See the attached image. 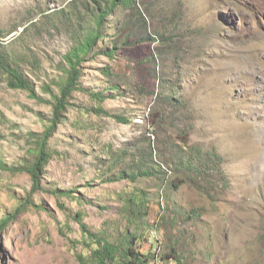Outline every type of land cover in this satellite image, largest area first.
<instances>
[{
    "label": "rangeland",
    "instance_id": "374dc122",
    "mask_svg": "<svg viewBox=\"0 0 264 264\" xmlns=\"http://www.w3.org/2000/svg\"><path fill=\"white\" fill-rule=\"evenodd\" d=\"M139 1L151 9L148 30L164 37L127 45L111 61L98 42L83 64L86 89L73 93L47 140L53 153L37 189L28 172L0 168V217L27 203L0 231V264H82L93 238L77 213L98 234L116 224L142 230L160 218L163 251L171 255L173 248L177 264H264V0ZM92 7L93 0H0V62L17 66L38 96L10 87L0 64V159L7 166L32 159L52 118L64 54L76 43L79 23L90 22ZM105 64H112L111 78L125 79L121 94L108 91ZM100 91L108 98L91 96ZM172 96L185 106H174ZM152 111L164 117L154 131ZM184 130L190 144L223 156L227 180L207 188L212 197L189 180L173 189L174 173L108 180L133 151L150 145L158 161L159 151L173 155L164 137L180 145ZM113 155L122 160L113 162ZM133 188L147 193L149 215L130 220L122 198ZM191 209L193 218L186 219Z\"/></svg>",
    "mask_w": 264,
    "mask_h": 264
},
{
    "label": "trees",
    "instance_id": "16d2710c",
    "mask_svg": "<svg viewBox=\"0 0 264 264\" xmlns=\"http://www.w3.org/2000/svg\"><path fill=\"white\" fill-rule=\"evenodd\" d=\"M129 12L130 19L126 20L120 15L125 12ZM151 9H143L139 0H93V7L90 12V22H80L79 32L76 43L71 49L64 54V75L61 78L59 87V93H52V118L49 119L44 128L41 136L37 139V146L30 151L31 160H28L26 165L19 166H7L0 159V168L10 171H26L28 172L33 181V189L39 187L40 170L47 164L48 160L52 157V150L47 145V140L51 134L55 131L56 125L64 121L63 110L70 104V99L73 93L77 90H85V86L81 81L83 64L89 59L92 50L98 46L99 41L104 42L101 53L106 56L110 61L115 59L116 51L126 47L127 45L134 46L135 44H146L148 41L159 42L164 37V33L150 32L148 30L149 19L148 15ZM111 31V37L107 36V33ZM122 32H125L122 34ZM123 37L122 41H117L116 37ZM75 39V37H74ZM108 42V45H107ZM155 54L154 50H150ZM152 53V54H153ZM149 58H147L148 60ZM2 65L10 87L15 89H23L29 92L30 96L38 98L35 88L32 83L25 78L24 74L19 70L17 66L9 64ZM112 64H105V74L110 78L108 91H112L116 94H121L122 82L125 79L115 80L109 76L111 73ZM50 90V87H47ZM153 95L161 98V94L152 91ZM91 96L96 100L103 101L108 98V95L103 91L91 93ZM114 96V95H112ZM169 102L174 106L184 107L185 104L177 97H170ZM96 112L107 113L102 107H93ZM155 116V121L152 123V127L163 121L164 117L159 115L157 111H152L149 114ZM117 119L123 122H128L124 116L116 115ZM148 116V120L152 118ZM156 130L153 129V131ZM184 140L180 145L168 140V136H165L162 145L169 148L167 152L173 153V155L166 157L165 151H159V158L156 159L154 149L149 145V149H140L139 151H133L134 158L128 161L123 167L116 170L112 177L108 178L109 181H115L119 179H126L130 181H137L140 177H149L153 175L161 176L167 175L166 168L174 173L175 179L171 181L172 188H179L184 181L189 180L191 184H195V188L198 190H204V192L212 197V193L208 191L215 190L218 184H225V174H223L222 160L223 156L217 153L213 149H204L201 144H190L189 132L184 130L181 132ZM173 145L174 148H173ZM126 153V151H123ZM113 162L122 160L121 155H113ZM220 175L221 177H217ZM217 181V183H216ZM90 183H88L89 185ZM217 184V185H216ZM68 195L73 192L71 190L62 191ZM122 212L132 220V217L139 218L149 215V197L147 193L139 188H133L127 195L122 198ZM18 203V200H17ZM28 203L33 204L32 201ZM164 196L160 201V207L164 209ZM27 203L22 202L10 213L3 214L0 217V231L6 227L12 219H14L20 212L25 210ZM40 207V205H37ZM169 209V204L165 208ZM194 209H191L187 213V218H193L190 215ZM77 219L81 222L82 230L92 239V242L86 243L87 255L80 256L82 264H159L160 261H164V264L179 262L178 257L174 249H171V255H168L163 250L166 247V236L162 244L159 240H153L150 243V248L145 249V243L147 240L148 231L158 227V231L162 228L158 225L157 218L148 227L142 230L137 228H125L120 225L115 226L113 232L98 234L88 229L87 225L82 222L83 214L77 213ZM130 220H128L130 222ZM147 229V230H146ZM146 230V231H145ZM174 251V252H173ZM176 258V259H175Z\"/></svg>",
    "mask_w": 264,
    "mask_h": 264
},
{
    "label": "built area",
    "instance_id": "2783aa9c",
    "mask_svg": "<svg viewBox=\"0 0 264 264\" xmlns=\"http://www.w3.org/2000/svg\"><path fill=\"white\" fill-rule=\"evenodd\" d=\"M158 227L151 229L150 231H148L147 234V240H146V245L144 247H147L148 249L150 248V243L153 242V240L158 239L159 243L162 244L163 239H164V233L161 230H157ZM174 262H169V264H173ZM159 264H164V261H160Z\"/></svg>",
    "mask_w": 264,
    "mask_h": 264
},
{
    "label": "clouds",
    "instance_id": "9594fccd",
    "mask_svg": "<svg viewBox=\"0 0 264 264\" xmlns=\"http://www.w3.org/2000/svg\"><path fill=\"white\" fill-rule=\"evenodd\" d=\"M166 171H167V175L169 176V174H171V171L169 169L166 168Z\"/></svg>",
    "mask_w": 264,
    "mask_h": 264
}]
</instances>
